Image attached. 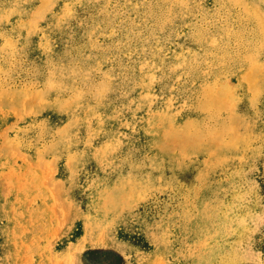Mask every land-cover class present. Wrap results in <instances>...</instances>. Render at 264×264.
Wrapping results in <instances>:
<instances>
[{"label": "rangeland", "instance_id": "374dc122", "mask_svg": "<svg viewBox=\"0 0 264 264\" xmlns=\"http://www.w3.org/2000/svg\"><path fill=\"white\" fill-rule=\"evenodd\" d=\"M0 264H264V0H0Z\"/></svg>", "mask_w": 264, "mask_h": 264}]
</instances>
